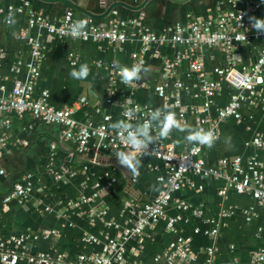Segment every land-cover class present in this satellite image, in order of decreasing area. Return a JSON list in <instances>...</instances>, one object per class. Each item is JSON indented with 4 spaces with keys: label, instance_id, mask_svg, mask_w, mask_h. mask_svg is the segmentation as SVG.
<instances>
[{
    "label": "crops",
    "instance_id": "crops-1",
    "mask_svg": "<svg viewBox=\"0 0 264 264\" xmlns=\"http://www.w3.org/2000/svg\"><path fill=\"white\" fill-rule=\"evenodd\" d=\"M22 1L0 0V8L18 6ZM27 1L57 23L68 9H72L77 19L106 26L115 10L121 18L144 16L145 22L156 31L194 19L206 20L232 7L227 0H105V4L101 0ZM246 14L247 18L250 15L264 17V5L258 11L247 10ZM6 18L8 16L0 12V97L9 96L27 80L31 41L37 40L43 58L34 97L39 98L47 91L49 104L56 109L70 107L87 97L89 104L74 114L77 122L98 123L110 115V128L113 129L114 122L123 120V104L129 98L152 111L165 105L172 110L155 88L165 81L163 58L188 56L186 47L168 44L157 48L161 56L154 55L155 48L144 53L143 66L150 71L142 72L141 79L129 86L122 83L115 65L117 62L133 65L132 55L143 49L140 41L131 40L121 45L109 41H82L52 35L45 28H30L27 12L11 16L15 23L7 22ZM253 33L250 42L238 46L233 53L239 69L254 64L264 46V37L257 36L254 30ZM196 54L204 63L207 80H219L215 68L226 67L231 62L229 53L221 47L202 46ZM83 63L90 68L87 79L70 78L68 73L72 67L78 68ZM189 74L190 58L185 57L175 68L167 91H174L175 79L184 83L182 102L187 112L181 118L176 111V117L182 125L197 128V110L204 105L206 97L200 78ZM233 93V88L223 81L220 91L213 97L210 115L215 116L217 109L226 105ZM262 93L264 98V87ZM3 119L9 123L0 131V244L12 237H23L21 246L11 247L32 255H64L68 262L75 263L80 255L102 254L108 239L119 237L120 230L134 225L137 207L152 201L168 188L166 181L160 180L167 175L165 163L154 156H140L139 175L132 176L117 163L116 152L100 149L96 140L90 142L86 152L79 153L76 143L65 138L63 126L43 124L29 114L20 117L6 113ZM137 123L143 122L139 119L133 126ZM257 134L264 136V100L255 106L243 103L240 120L222 121L218 138L211 148L204 149L203 157L210 166L222 158L235 156H241L244 161L251 157L264 161V149L252 144ZM184 135L173 129L168 136L180 152L194 145L187 143ZM51 166L76 174L57 180L50 171ZM28 173L33 175L28 198L24 202L12 200L8 208L3 209V198L11 192L14 183ZM100 176H104L105 182L111 178L115 182L93 202L80 208L71 206L70 202L95 191ZM187 178L194 187L185 186L176 192L174 202L167 209V217L125 243L126 257L139 264H253L255 254L264 247V204L250 194H239L232 189L226 196H220L225 180L194 174ZM180 201L187 202L191 209L180 210L177 207ZM197 209L201 212L199 215L194 213ZM91 210H95L96 215L91 216ZM176 216H180V220L173 230L168 229V217ZM213 229L218 230L217 234H211ZM88 236L98 241H86ZM180 237L191 240L194 256L169 262L165 254ZM210 247H214L215 252L213 261L207 263Z\"/></svg>",
    "mask_w": 264,
    "mask_h": 264
},
{
    "label": "built area",
    "instance_id": "built-area-1",
    "mask_svg": "<svg viewBox=\"0 0 264 264\" xmlns=\"http://www.w3.org/2000/svg\"><path fill=\"white\" fill-rule=\"evenodd\" d=\"M227 1L232 7L223 10L214 17L206 20H190L186 24H176L162 31L154 30L145 22L142 15L121 18L117 16V12L114 10V15L109 19L106 26H99L90 21L84 34L73 39L96 42L109 41L117 45L131 40H138L142 43L143 49L141 53H134L132 59L134 64L141 65L145 63L144 53L153 48H155L154 55L161 56V52L157 48L165 45L173 44L186 47L189 53L188 56L178 55L174 59L163 58L165 81L158 84L155 90L159 97L172 107L171 111L175 115L178 111L179 116L184 117L187 112V107L182 102V91L186 89L184 83L179 79H175L174 91L169 93L167 90L169 80L175 76V68L180 65L185 57L190 58L189 76L200 78L202 92L206 97L204 105L197 110L199 115L197 128L211 130L216 140L222 121L228 118L241 119V106L243 103L248 102L255 106L264 100L262 93L264 87V46L256 62L241 69L237 68V58L233 54L238 46L250 42L254 36L253 30H250L246 11H258L264 4H261L260 0ZM101 3L105 4V0H101ZM10 10L11 16L15 13L27 12L30 28L41 27L47 29L52 35L72 38L67 34L70 24L77 20L72 9H68L58 19V23L51 20L43 11L35 9L27 0H23L22 4L18 6L10 5L0 8V12L5 13L8 17ZM241 14H243L242 19ZM261 36L264 37V34ZM31 43L32 54L31 61L27 64L29 69L27 80L20 84L9 96L0 97V131L3 126L9 123V120L3 119L6 113H14L20 117L29 114L43 124L63 126L65 138L76 143L79 153L86 152L92 140H96L99 148L109 153L128 151L124 139L127 133L117 132L110 128V115L104 116L103 120L98 123L93 121L79 123L74 119L75 112L89 104L87 97H82L70 107L62 109H56L49 104V93L47 91L43 92L39 98L34 97L43 56L39 42L32 40ZM202 46L221 47L230 55V65L217 67L214 70L219 80H207L205 78L204 63L196 54ZM223 81L233 88L234 93L228 103L218 108L217 114L212 116L210 115V109L212 108L213 97L220 91ZM123 108V120L132 124L139 119L142 122L148 120L152 111L151 108H144L131 98L125 100ZM153 132L154 136H159L158 127H154ZM4 139L5 136L2 140L4 141ZM252 144L264 149V136L257 134L253 138ZM206 147L194 144L188 150L180 152L168 140V137L157 139L155 144L149 145V154L147 155L154 156L165 163L167 175L166 178H160V180H165L168 188L152 201L137 207L134 225L120 230L119 237L108 239L102 254H83L79 256L77 262L71 263L65 259L64 255L57 257H51L44 253L32 255L13 249L11 246H21L24 238L12 237L0 244V264H139L126 257L125 243L131 238L141 236L146 227L167 217V209L174 202V194L185 186L194 187L193 182H190L187 178L189 174L225 180L226 185L219 191L220 196H226L228 190L232 189L239 194H250L264 204V161H260L255 157L244 161L241 156H235L222 158L216 165L210 166L203 157ZM50 171L57 180L63 179L66 175L73 176L76 174V172L70 170H57L54 166L50 167ZM106 176L109 178V174H106ZM32 178L33 175L28 173L14 183L11 192L2 200L3 209H7L12 200L24 202L28 198L32 190ZM103 179L104 176L99 177L94 186L95 191L91 195L82 196L80 199L70 202V205L74 208H80L83 204L93 202L115 182V179L112 178L107 182ZM177 207L183 211L191 209V206L185 201L178 202ZM194 213L199 215L201 212L197 209ZM99 214L103 215L105 212H99ZM94 215H96V211L91 210V216ZM180 218V216L168 217V229L173 230L175 223ZM109 225H114V223L109 222ZM217 232V229L211 230L212 235L217 234ZM45 236L48 237L49 233H46ZM85 240L89 242L98 241L94 236H88ZM190 241L189 238L180 237L172 243L165 254L167 260L173 262L176 259L192 258L194 254L190 247ZM214 252V247L208 249L209 259L207 263L213 261ZM159 259L160 257L157 258V260ZM253 264H264V247L260 248L255 254Z\"/></svg>",
    "mask_w": 264,
    "mask_h": 264
},
{
    "label": "clouds",
    "instance_id": "clouds-1",
    "mask_svg": "<svg viewBox=\"0 0 264 264\" xmlns=\"http://www.w3.org/2000/svg\"><path fill=\"white\" fill-rule=\"evenodd\" d=\"M260 2L264 4V0H260ZM242 16L243 14H241V19ZM6 20L9 23H15L11 18V10ZM248 20L250 30H254L257 36L264 34V17L250 15ZM87 26L88 21L86 19H77L70 24L67 29V34L72 38H79L84 34ZM115 69L122 83L129 86H131L134 81L141 79L142 72L148 73L150 71L149 67H145L141 64L127 66L121 65L118 62L115 65ZM89 73V65L83 63L80 64L78 68L73 66L68 75L74 80H84L87 79ZM111 127L117 132L127 133L124 139L128 151H117L115 157L117 163L122 168L126 169V172L130 173L132 176L139 175V169L141 167V160L139 157L149 154V145L155 144L157 139L167 138L173 129L185 133L184 140L190 144H199L211 148L215 142V135L211 130L196 128L186 124L182 125L168 105L151 111L150 118L143 123H137L133 126L132 123L119 120L114 122ZM154 127L159 128L158 137L153 135Z\"/></svg>",
    "mask_w": 264,
    "mask_h": 264
}]
</instances>
